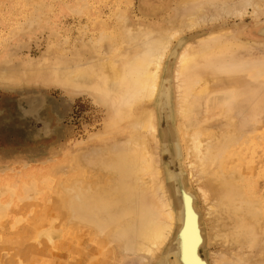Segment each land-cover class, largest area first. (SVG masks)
Wrapping results in <instances>:
<instances>
[{
    "label": "bare ground",
    "instance_id": "6f19581e",
    "mask_svg": "<svg viewBox=\"0 0 264 264\" xmlns=\"http://www.w3.org/2000/svg\"><path fill=\"white\" fill-rule=\"evenodd\" d=\"M232 1L140 0L132 22L116 0L52 39L41 71L103 101L106 135L68 139L48 184L32 171L25 197L54 191L30 217L11 216L0 185V264H264V59L234 31L264 0ZM254 29L264 40V20Z\"/></svg>",
    "mask_w": 264,
    "mask_h": 264
},
{
    "label": "rangeland",
    "instance_id": "374dc122",
    "mask_svg": "<svg viewBox=\"0 0 264 264\" xmlns=\"http://www.w3.org/2000/svg\"><path fill=\"white\" fill-rule=\"evenodd\" d=\"M76 2L83 5L86 1L0 0V185L1 190L8 189L2 200L9 202L11 216L13 213L18 216L22 211L30 217L31 208L48 207L54 188L41 191L36 200L25 197L26 188L31 189L32 183L38 184L32 171L44 177L45 173L49 177L46 184L54 176H63L65 166L59 161L68 139L74 146L89 150L94 148L96 138L106 135V104L87 90L56 83L49 72L39 67L53 38L63 39L71 28L77 33L86 20L98 18L99 11L106 18L116 0H88L83 14L70 9ZM139 6L140 0H131L126 10L130 21L140 19ZM251 10L248 6L243 17L234 19L239 23L234 31H240L244 39L260 45L257 50L246 46L243 53L246 58L257 55L264 59L263 50L258 51L264 46V40L254 29L264 17L255 16ZM31 19L32 29H22ZM37 97L39 101L34 102ZM4 176L8 180L3 181ZM68 252L61 238L51 247L52 255H57L62 263L70 259Z\"/></svg>",
    "mask_w": 264,
    "mask_h": 264
}]
</instances>
